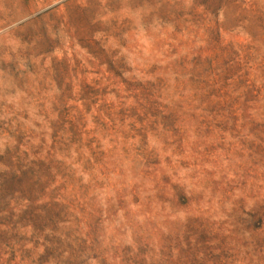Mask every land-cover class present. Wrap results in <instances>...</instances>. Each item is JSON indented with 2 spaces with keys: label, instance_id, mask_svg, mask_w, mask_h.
<instances>
[{
  "label": "rangeland",
  "instance_id": "rangeland-1",
  "mask_svg": "<svg viewBox=\"0 0 264 264\" xmlns=\"http://www.w3.org/2000/svg\"><path fill=\"white\" fill-rule=\"evenodd\" d=\"M0 264H264V0H0Z\"/></svg>",
  "mask_w": 264,
  "mask_h": 264
}]
</instances>
